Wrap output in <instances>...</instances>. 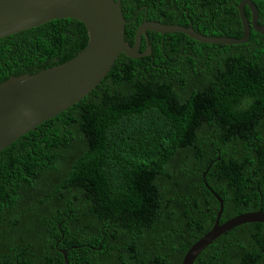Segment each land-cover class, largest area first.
Masks as SVG:
<instances>
[{
  "label": "trees",
  "instance_id": "1",
  "mask_svg": "<svg viewBox=\"0 0 264 264\" xmlns=\"http://www.w3.org/2000/svg\"><path fill=\"white\" fill-rule=\"evenodd\" d=\"M240 1L121 0L125 39L144 20L239 38ZM251 1L264 24V0ZM147 35L149 56L120 54L79 102L0 151V264H65L60 250L68 264H181L213 226L212 191L220 223L264 211V35ZM87 40L73 18L1 37L0 83ZM193 264H264V223L220 234Z\"/></svg>",
  "mask_w": 264,
  "mask_h": 264
},
{
  "label": "water",
  "instance_id": "2",
  "mask_svg": "<svg viewBox=\"0 0 264 264\" xmlns=\"http://www.w3.org/2000/svg\"><path fill=\"white\" fill-rule=\"evenodd\" d=\"M247 5L251 21L244 13ZM242 36L204 35L190 26L144 20L136 29L133 43L125 39L126 20L121 0H0V38L53 19L73 18L83 23L88 34L85 47L72 58L49 68L10 76L0 83V151L37 125L56 116L90 93L109 73L120 54L129 58L149 56L147 31L160 34L180 32L203 43L243 44L250 28L264 35V24L257 22V8L251 0L237 4ZM142 37L146 47L140 50ZM219 209L212 228L185 253L181 264H193L197 255L220 234L243 223H264V211L236 215L222 223L223 201L212 191ZM63 254L68 264L66 251Z\"/></svg>",
  "mask_w": 264,
  "mask_h": 264
},
{
  "label": "flooded vegetation",
  "instance_id": "3",
  "mask_svg": "<svg viewBox=\"0 0 264 264\" xmlns=\"http://www.w3.org/2000/svg\"><path fill=\"white\" fill-rule=\"evenodd\" d=\"M255 5H256V4H255ZM245 7L248 8V11H249V14H250V18L248 19L247 16H246V18H247L248 21H251V11H250V9H249V7H248L247 5L244 6V9H245ZM256 8H257V6H256ZM237 10H238V9H237ZM244 13H245V11H244ZM245 15H246V14H245ZM257 15H258V13H257ZM239 17H240V16H239ZM257 22H258V18H257ZM258 23H259V22H258ZM250 29H252V28H250Z\"/></svg>",
  "mask_w": 264,
  "mask_h": 264
}]
</instances>
